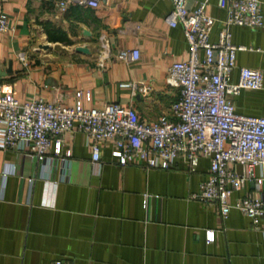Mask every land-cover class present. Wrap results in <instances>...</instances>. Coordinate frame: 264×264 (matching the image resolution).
<instances>
[{"label": "crops", "instance_id": "0c3cea01", "mask_svg": "<svg viewBox=\"0 0 264 264\" xmlns=\"http://www.w3.org/2000/svg\"><path fill=\"white\" fill-rule=\"evenodd\" d=\"M201 2L210 15L226 17L218 0H188V8ZM57 3L0 0L10 28L0 33V87L20 102L41 98L68 106L81 91L85 108L119 103L146 123L170 114L179 89L168 85V68L190 56L182 26L164 21L171 1L100 0L97 8L71 3L65 11ZM261 12L264 18V0ZM219 29L215 25L211 40ZM232 34L235 44L251 48L237 52L232 82L247 66L262 70L263 87L229 97L238 113L264 116V27L233 26ZM124 49H138L139 58L118 59ZM133 85L151 90L140 93ZM59 138L60 155L53 144L47 150L50 165L28 150L0 148V264H264V219L255 227L238 209L223 219L217 203L194 198L208 178V158H200L195 172L182 157L168 170L139 160L120 165L112 140L105 139L94 163L84 132L66 131ZM231 167L243 171L240 164ZM257 172L261 180L248 182L233 199L264 198V166ZM209 229L215 231L211 242Z\"/></svg>", "mask_w": 264, "mask_h": 264}, {"label": "built area", "instance_id": "2783aa9c", "mask_svg": "<svg viewBox=\"0 0 264 264\" xmlns=\"http://www.w3.org/2000/svg\"><path fill=\"white\" fill-rule=\"evenodd\" d=\"M169 1L173 8L164 21L171 27L181 25L190 47L186 61L173 62L168 68V85L179 89L170 114L146 123L134 108L119 103L85 108L81 91L75 93V105L68 106L41 98L20 102L11 91L0 87V148L28 150L34 160L50 165L54 159L47 154L49 147L53 144L54 154L60 155L59 136L76 130L88 137L94 163L100 159L99 142L105 139L112 140V155L120 165L139 160L147 168L168 170L182 157L190 171L195 172L200 158H208V178L201 182L194 198L217 203L223 219L232 209H238L259 227L264 219V198L254 194L234 199L233 196L248 182L261 180L257 170L264 166V116L238 113L229 96L238 95L244 88L263 87V72L259 68L240 67L238 81L231 80L237 52L251 49L233 42L232 27H264L261 0H218V5L226 9L224 19L207 13L204 2L191 10L188 0ZM71 3L97 8L100 0H58L57 6L65 11ZM215 25H220L218 38L211 40ZM9 29L7 15L0 12V33ZM107 46L106 42L101 43L104 54ZM18 57L24 61L23 53H18ZM116 57L136 61L139 51L120 50ZM133 87L140 93L151 90L148 85ZM85 96L89 98L88 93ZM69 154L67 150L62 160L68 159ZM231 164H240L242 173ZM7 174L4 172L3 176ZM27 180L30 183L33 179ZM214 239L215 231L207 230V242ZM49 264L69 263L55 259Z\"/></svg>", "mask_w": 264, "mask_h": 264}, {"label": "water", "instance_id": "95a60500", "mask_svg": "<svg viewBox=\"0 0 264 264\" xmlns=\"http://www.w3.org/2000/svg\"><path fill=\"white\" fill-rule=\"evenodd\" d=\"M77 49H78L79 51H83V52H85V51H86V49H85V48H83V47H77Z\"/></svg>", "mask_w": 264, "mask_h": 264}]
</instances>
